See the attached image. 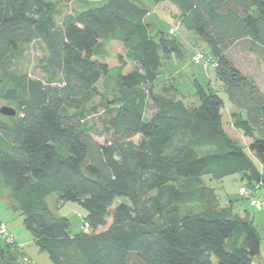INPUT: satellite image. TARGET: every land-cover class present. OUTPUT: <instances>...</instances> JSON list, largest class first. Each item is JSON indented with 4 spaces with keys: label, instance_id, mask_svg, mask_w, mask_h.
Returning <instances> with one entry per match:
<instances>
[{
    "label": "trees",
    "instance_id": "trees-1",
    "mask_svg": "<svg viewBox=\"0 0 264 264\" xmlns=\"http://www.w3.org/2000/svg\"><path fill=\"white\" fill-rule=\"evenodd\" d=\"M71 1L0 0V98L16 110L12 119L0 113V192L10 191L38 249L50 264H127L130 252L141 264H264L253 223L231 201L215 206L212 187L201 183L238 174L242 186L264 195L254 162L264 165V92L228 55L241 46L264 66V0H151L176 7L177 28L216 61L219 85L194 74L192 98L177 80L154 90L165 61L188 53L168 29L144 21L147 3L84 0L60 15L59 4ZM112 40L126 59L119 56L115 107L107 109L109 135L101 143L86 118L88 105L103 97ZM36 41L42 78L9 71V57ZM126 60L133 68L123 73ZM220 92L236 108L233 126L251 139L247 152L223 128ZM149 101L155 109L147 117ZM51 193L56 208L80 205L88 230L70 234L68 218L46 201ZM190 204L198 209L183 208ZM22 251L0 237V264H23Z\"/></svg>",
    "mask_w": 264,
    "mask_h": 264
},
{
    "label": "rangeland",
    "instance_id": "rangeland-1",
    "mask_svg": "<svg viewBox=\"0 0 264 264\" xmlns=\"http://www.w3.org/2000/svg\"><path fill=\"white\" fill-rule=\"evenodd\" d=\"M82 1L84 0H72L71 2L59 4L58 9L60 15L70 11L81 9ZM85 1L93 4L98 2L99 0ZM142 1H144V3H147L145 0ZM150 13L151 16L155 18V22L148 20V16L146 18V21L151 22V25H153L155 29H161L159 27L162 23H159L158 19H163L168 22V30L170 27H176L178 25L176 16L179 11L176 7L172 6L169 3L165 2L157 4V6H153L152 8H150ZM173 35H177L176 37L187 48V57L181 62L172 61V63H170L168 61H165L161 69V75L158 77V80H156L154 90L159 91L160 87L164 83L168 84V82L170 83L171 81L173 82V84H177V80L181 86V91H183L185 95L192 98L191 94L193 92V89L191 86V79L194 74L201 76L204 73L208 76V78H210L212 84L219 85L218 82L213 79V65L211 66V64H209L204 67L200 64H197L199 67H201L202 72L204 73H199L200 69L198 68V66L194 68L193 65H191L194 61L193 56L195 51L205 49V45H203L198 40L196 41V37H194L191 33L181 27H178ZM106 50L107 57L105 60L109 67V78L102 79L100 81L99 85L103 97L100 96L94 99L88 105L86 118L87 123L91 127V130L95 136V139L101 143L104 142V140H106L109 135L107 133V128L109 117L111 115L107 109H112L115 107V103L113 100L115 98L114 82H118L117 74L119 72V56H121L122 59H126L125 47L119 41L112 40L108 42L106 45ZM42 52V44L37 41L26 45H21L19 49L14 54H12L6 62L8 70L16 72L17 74H26L32 78H42L43 75L37 68V60L41 56ZM228 53L236 66L244 74L250 75L255 80L258 87L264 92V66L258 60V58L241 46L231 48ZM132 68L133 63L129 60H126V65L123 69V73L128 72V70ZM204 80L207 81V78H205ZM1 85L2 84H0V86ZM104 96H106L108 99H103ZM220 96L221 98H223L224 102L226 100L224 109L222 111L223 128L226 133L234 140H237L238 143L244 147V151L247 152L248 149L246 148V146L249 144L251 139L247 136H244L238 129L233 126L230 113L236 108L229 103L227 98H224L225 94L223 92H220ZM2 106H9L15 109V106L13 104L9 103L3 98H0V108ZM154 109L155 108L151 105V101H149L146 116L149 117ZM15 116L16 115L6 117L12 119ZM132 139L134 142H137L139 140V136H134ZM254 162L258 171H261L262 175L264 176V165L260 163V160L258 158H254ZM201 183H205L206 185L212 187L211 194L209 190H207V194L211 196L210 199L211 201H213L215 206H226L229 204V201H231L234 211H240L241 215L246 220L253 223L260 238V245L264 249V195L262 194L260 197L262 203L261 209H257L252 206L248 199H241L239 188L244 184L238 174L227 176L221 181L211 180L207 175L203 176ZM2 189L3 190H1L0 192V224H6L8 230L10 229L9 231H11L14 235H19V238L17 239L24 242V248L21 254L23 258L20 257V260H23V264H50L47 253L38 249V246L32 241V235L30 231H28L24 227L22 213L11 206L13 205V200L10 196V191L4 187ZM215 192L217 194V197L214 194ZM46 201L53 211L68 218L70 223L68 231L70 234H76L81 230H88L83 227L85 210L80 205H78L77 203L66 202L64 204H60L59 207L56 208L55 193L49 194L46 197ZM183 208H190L196 211L198 209V205L190 204L186 205V207ZM127 264H141L135 252H130ZM212 264H216L215 258L212 259Z\"/></svg>",
    "mask_w": 264,
    "mask_h": 264
},
{
    "label": "built area",
    "instance_id": "built-area-1",
    "mask_svg": "<svg viewBox=\"0 0 264 264\" xmlns=\"http://www.w3.org/2000/svg\"><path fill=\"white\" fill-rule=\"evenodd\" d=\"M176 29H177V26L176 27H170L168 32L170 34H173V33H175ZM193 58H194V61L196 63H200L204 67L209 65V64L215 65V63H216L215 60H213L210 56H208L206 53H204L201 50L196 51ZM239 194L241 196H243L245 199H248L252 206H254L257 209H261L262 203H261L260 197L262 194H261V192H258V190L256 188L249 189L245 186H241L239 188ZM83 227L85 229H88V227H89L88 223L83 222ZM0 237L3 239H6L7 241H11V239H12L6 225L3 223L0 224Z\"/></svg>",
    "mask_w": 264,
    "mask_h": 264
},
{
    "label": "crops",
    "instance_id": "crops-1",
    "mask_svg": "<svg viewBox=\"0 0 264 264\" xmlns=\"http://www.w3.org/2000/svg\"><path fill=\"white\" fill-rule=\"evenodd\" d=\"M147 3H148V5L150 6V8H152L153 6H157V4H160V3H157V4H153L152 3V1L151 0H145ZM144 2V1H143ZM150 3V4H149ZM161 3H165V2H161ZM166 3H169V2H166ZM169 4H171V3H169ZM153 5V6H152ZM172 5V4H171ZM173 6V5H172ZM153 15V14H152ZM147 16H148V20H150V21H152V22H155V18L154 17H152L151 16V13H150V9H149V12L147 13V15L144 17V21L145 22H147L146 21V18H147ZM177 16H178V14H177ZM176 16V17H177ZM158 22L159 23H162L161 24V26L159 27V28H161L162 30H166L168 27H167V25H168V22L166 21V20H163V19H158ZM147 23H149V24H151V22H147ZM152 27H153V25H152ZM189 33H191V32H189ZM192 34V33H191ZM193 35V34H192ZM177 36V35H176ZM194 36V35H193ZM195 37V36H194ZM179 40V39H178ZM195 40L197 41V39L195 38ZM180 41V40H179ZM180 43H181V45L183 46V48L187 51V48L183 45V43L180 41ZM195 53H196V51H195ZM195 53H194V55H195ZM191 65H193V67L195 68L196 66H198L197 64H196V62H192V64ZM198 68L200 69V67L198 66ZM199 73H204V72H202V69L200 70V72ZM200 76V75H199ZM198 75H196V78H197V80L199 81V82H201V83H204L205 82V78H207V80H208V76L204 73V74H202L200 77H199ZM238 212V214H240L241 215V213H240V211H237ZM242 216V215H241ZM10 230V229H9ZM10 232V234L12 235V238L17 242V244H19V245H21L22 246V248H24V242H22L21 240H18L17 238H19V235H17V234H13L11 231H9ZM16 236V237H15ZM32 241L34 242V240H33V237H32Z\"/></svg>",
    "mask_w": 264,
    "mask_h": 264
},
{
    "label": "water",
    "instance_id": "water-1",
    "mask_svg": "<svg viewBox=\"0 0 264 264\" xmlns=\"http://www.w3.org/2000/svg\"><path fill=\"white\" fill-rule=\"evenodd\" d=\"M0 113L7 116H13L16 113V110L9 106H2L0 108Z\"/></svg>",
    "mask_w": 264,
    "mask_h": 264
}]
</instances>
